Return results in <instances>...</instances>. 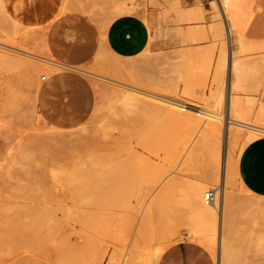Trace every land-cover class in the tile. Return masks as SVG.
Returning <instances> with one entry per match:
<instances>
[{
    "label": "rangeland",
    "instance_id": "obj_1",
    "mask_svg": "<svg viewBox=\"0 0 264 264\" xmlns=\"http://www.w3.org/2000/svg\"><path fill=\"white\" fill-rule=\"evenodd\" d=\"M19 1L0 0V36L38 45L59 9L74 24L90 23L99 33L111 19L136 15L149 28L148 44L130 57L106 50L101 61L92 60L82 71L157 85L171 97L217 109L220 119L217 129L207 130L209 118L189 121L167 104L84 71L79 75L95 91L93 111L76 126L54 127L34 102L48 73L37 60L9 57L0 63V200L5 208L0 207V264H141V252L144 259L189 239L183 190L198 183L220 191L224 180L230 197L221 200L225 215L212 254L217 264L222 249L234 256L226 264H264V198L243 186L237 170L242 149L264 136V128L230 124L228 135L226 124L231 63L238 57L244 77L232 98L250 124L262 125L264 0H247L245 26L257 47L233 61L231 54L239 48L227 35L216 1ZM68 3L77 9L67 11ZM123 9L128 12L117 13Z\"/></svg>",
    "mask_w": 264,
    "mask_h": 264
},
{
    "label": "crops",
    "instance_id": "obj_2",
    "mask_svg": "<svg viewBox=\"0 0 264 264\" xmlns=\"http://www.w3.org/2000/svg\"><path fill=\"white\" fill-rule=\"evenodd\" d=\"M71 21L67 15L55 12L39 45L17 40L10 35L0 36V44L38 54L44 52L55 62L57 70L38 84L34 102L44 119L58 128L78 125L94 109L95 91L93 85L79 75L85 74L82 69L87 68L92 60L97 63L101 61L106 50L118 56H133L148 44L150 35L147 24L132 14L113 19L103 33H99L90 23L76 25ZM67 26H70L68 30ZM262 27L261 33L264 34V24ZM71 71L74 73H68ZM237 170L243 186L251 194L264 198V136L242 149ZM156 264L217 262L206 246L184 239L166 246Z\"/></svg>",
    "mask_w": 264,
    "mask_h": 264
},
{
    "label": "bare ground",
    "instance_id": "obj_3",
    "mask_svg": "<svg viewBox=\"0 0 264 264\" xmlns=\"http://www.w3.org/2000/svg\"><path fill=\"white\" fill-rule=\"evenodd\" d=\"M212 1H216V3L218 4V8L220 10V14L223 16L224 21L226 23V32H227L228 37L230 38V40L232 39L234 42H236L237 47L239 48L237 54L232 52V54H231L232 61H233V58L235 56H238V55H240L242 53H248V52L252 51L253 46H255L256 43L252 46V43L250 42V34L251 33L247 30V28L245 26V22L246 21H245V16H244V10H245V8L247 6L250 5L249 2L247 0H212ZM19 2L21 3V5L23 3H26V4L28 3V2H25V1H22V0L19 1ZM68 4L70 5V3H68ZM78 6L80 7L79 4H78ZM123 6L126 7V5H123ZM72 7L73 6H71V8H66V9H68L67 11H69V9L71 10ZM75 8L73 7L74 10H75ZM91 8L89 7L90 10H91ZM128 8L130 10V7H128ZM214 8H215V5H214ZM92 11H93V9H92ZM60 12H63V11H60V9H59V11L56 12V13H60ZM121 12H125L126 13V12H128V9L120 10V12L118 11L117 13H121ZM113 13L116 15L115 11ZM112 20L113 19H111L108 22H111ZM253 41L254 40H252V42ZM256 47H257V45H256ZM1 51L5 52L6 54L1 53ZM40 53H42V54H38L35 51H23V50L18 49L17 47H14V46H8V45L0 44V62L6 63V60H8L9 57H11V56L14 57V55H22V56H25L27 58H32L33 60H37L38 64L40 65L39 67H41L40 69H43V71H45L48 74H50L54 70H57V67L55 66V62L51 59V57L47 56V54H45L44 52H40ZM249 54H251V53H249ZM249 54H248V56H249ZM235 58H234V61L231 63V73H232V76L234 75V77H233V79L231 80V83H230V93L232 94V97H233V93L238 92L239 90H241V86H242L241 85V81H242V78L244 77L243 76V71L245 70V69L244 70L242 69V64H241L242 62H241L240 58L238 59V57H237L236 60H235ZM17 61H19V60H17ZM245 63H247V62H245ZM84 71H86V70H83V72ZM86 72L90 73V75L92 77L99 78V79H108V80H110L112 82L118 83V85L120 87H122L123 89H125L127 91H130L131 93L132 92H139L140 94L143 93V94H145V96L146 95L148 97L150 96L149 98H154V100L156 99V100H158L161 103L167 104L168 106L171 107L173 112H175L178 116H180L182 118H185V119H187L189 121L195 119V120H199V122L200 121L203 122V119H202L203 116L205 118H207V119L209 118V121H208V125L209 126L207 127V130H211V129L215 130V129H217L218 125H217L216 121H218L220 119V114L218 113V111H216L217 109L216 110H211V109H208V108H205V107L192 105L189 102L181 101V100H179V99H177L175 97H171L169 94L167 95V94L163 93L164 91L161 92L160 91L161 89L159 88L160 90H158L157 89L158 88L157 85L154 86V84L152 85L153 88L152 87L143 86V84L140 85V84L136 83V80H137L136 77H135L136 80H133V79L129 80L130 78H128V80H127L126 78H122L121 77L122 81H118V80L106 78L104 76H101V75H98V74H95V73H91L89 71H86ZM43 76H45V75H43ZM131 78H133V77H131ZM41 79H42V77H41ZM117 93L121 94L123 92L122 91H118ZM117 93L115 92V93H113V95L117 94ZM127 93H125V94L127 95ZM139 93H138V95H139ZM133 94H135V93H133ZM128 95H130V94H128ZM130 96H132L131 98H133V95H130ZM135 96H136V94H135ZM232 97L230 96L229 110H228L227 118H226L228 135H229V133H231L230 132V128H229V126H231L230 124H235V125L239 126L240 128H245V129H257V127H261V126H262L261 128H264V107L261 109L259 117H258L259 121H261L262 125H260V124H258V125L250 124L248 122L249 119H248V117L246 115H244L242 113H238V111H237L238 110L237 109V104H238L237 100H235V98H232ZM116 98L117 97H115V101L116 102L117 101H121L122 102V100H117ZM112 99L114 100V98H112ZM138 100H136V101H138ZM114 104H116V103H114ZM190 107H196L198 110H194V109H192ZM261 130H263V129H261ZM33 147H31V148H33ZM28 149H30V148H28ZM28 151L24 150L22 152H24L23 154L29 155L30 154V150H28ZM20 152L18 154H20ZM44 154H45V152H44ZM22 158H24V157H22ZM13 160H15V159H13ZM18 163H19V161H18ZM17 166H19V165H17ZM10 169H11V172H12V168L9 167V170ZM8 172H10V171H8ZM230 179H231V177H230ZM226 180H227V178H226ZM222 183L223 184H222L221 190L219 191V189H218V191H217V197H216L215 201L212 202V203H208V204L205 202V198H204L205 194L207 192V188H208L207 186L203 187L201 184L192 183L191 185H188L186 187L187 188L186 190H183L184 193H183L182 203L187 209L186 210L187 219L185 221H187L186 223H187V226H188V227L186 226L187 227L188 237H189L190 240H194V241H196L198 243L203 244V246H206L213 254L216 253V241H217L216 238H217L218 229H219V225H220L219 221L223 220V214L225 213V211L223 210L224 207H223V205L221 203V200L223 201L225 199V197L229 196V195H227V192H226V189H227V185L226 184L227 183H225V180ZM217 188H215V189L217 190ZM184 189H185V186H184ZM218 192H220L219 193L220 196L218 195ZM218 197H220V199ZM246 199H248V198H246ZM179 200H180V198H179ZM227 200H228V198L226 200H224V201L228 202ZM229 200H231V198ZM233 200H231V201H233ZM1 202L2 201L0 200V203ZM229 203H230V201H229ZM2 204L3 203L0 204V207L2 206ZM3 208H4V206H3ZM230 208L231 207H229V210H231ZM2 209H0V210H2ZM223 211H224V213H223ZM228 213H230V212H228ZM226 218H228V217H226ZM228 220H230V219H228ZM186 223L184 222V224H186ZM221 224H222V222H221ZM221 229H222V226H221ZM229 229L231 230V228H229ZM228 235H230V234H228ZM223 236H224V238H222V239L224 240L226 236L225 235H223ZM220 238H221V236H220ZM143 249H144L143 251H145V248H143ZM150 250L151 249H149V251ZM132 251L134 253V250H132ZM162 251H163V249L154 250V252L152 251V253H150L148 256H145L144 259L142 258V256L145 253L142 254V252H141L140 253L141 255L139 256L141 261L138 259V257L137 258L134 257V259L135 260L138 259L141 264H142V259H143V264H156V262L158 261L159 255H160V253ZM218 254H219V262H218L219 264H226L227 261L230 258L232 260V258L234 257V256L231 257V255L229 254V251L226 250V249H224V250L222 249V253H220V251H218ZM137 255H138V253H137ZM118 261H119V259H118ZM230 262H232V261H230Z\"/></svg>",
    "mask_w": 264,
    "mask_h": 264
},
{
    "label": "built area",
    "instance_id": "obj_4",
    "mask_svg": "<svg viewBox=\"0 0 264 264\" xmlns=\"http://www.w3.org/2000/svg\"><path fill=\"white\" fill-rule=\"evenodd\" d=\"M201 4H202V0H201ZM45 79V76H42V80ZM217 197V190L215 188H210L207 190L206 194H205V202L208 203H212L215 201Z\"/></svg>",
    "mask_w": 264,
    "mask_h": 264
}]
</instances>
